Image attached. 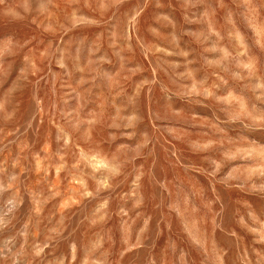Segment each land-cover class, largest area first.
I'll return each instance as SVG.
<instances>
[{
    "label": "rangeland",
    "instance_id": "obj_1",
    "mask_svg": "<svg viewBox=\"0 0 264 264\" xmlns=\"http://www.w3.org/2000/svg\"><path fill=\"white\" fill-rule=\"evenodd\" d=\"M0 264H264V0H0Z\"/></svg>",
    "mask_w": 264,
    "mask_h": 264
}]
</instances>
